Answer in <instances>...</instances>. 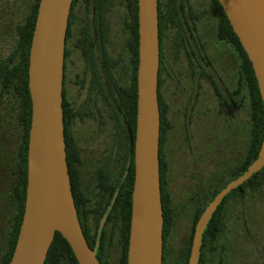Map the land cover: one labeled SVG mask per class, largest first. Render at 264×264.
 <instances>
[{"label":"trees","instance_id":"trees-1","mask_svg":"<svg viewBox=\"0 0 264 264\" xmlns=\"http://www.w3.org/2000/svg\"><path fill=\"white\" fill-rule=\"evenodd\" d=\"M77 0H73L71 16L67 31L70 37L75 24L73 11ZM86 1V21L81 28L78 47L85 58L88 73L91 74L88 102L96 97L107 103L111 118L115 122L113 149L109 161L99 167L88 186L83 173L84 161L81 151L70 132L73 121L80 111L70 107L64 100V126L68 171L75 204L80 222L92 249L97 250L100 264H109V251L113 244L112 229L120 231V264H128V248L132 219V194L135 181V140L138 107V68H139V0H127L128 37L124 58H112L105 49L110 33V4L112 0ZM83 1V3H84ZM214 9L212 23H216L215 40L222 45V58L232 64L235 72L236 88L219 89L215 78L209 75L208 67L213 68L210 55L199 42L189 37L190 22L186 11L189 0H159V36H160V72L159 103L161 112L160 136V172L162 203L164 211V251L163 264H168L170 255L169 238L175 225V212L167 182V163L165 148L169 121L167 104L163 95L164 63L168 36L175 33L173 44L183 49L189 59L191 73L203 76L210 81L221 103L228 109L239 112L248 110L250 136L245 147L244 156L223 168L222 175H214L215 185L202 196L197 193L193 198L195 211L192 231L181 251L182 263L188 264L195 226L202 213L215 196L231 181L241 176L257 158L264 138V103L261 97L256 74L240 39L233 30L219 0H205ZM40 0H32L30 13L15 26L16 46L13 53L0 61V264H10L20 227L23 221L28 185V150L32 121V100L29 90L30 49L36 24ZM88 15V16H87ZM175 29V30H174ZM167 39V40H166ZM69 54L66 53V57ZM127 67V81L122 82L117 71ZM246 96L238 102L235 96ZM220 103V104H221ZM84 108H82V111ZM121 163L115 173L113 163ZM127 173L126 179L122 181ZM121 186V187H120ZM264 186V168L246 181L242 186L227 195L213 215L203 237L202 255L199 264L212 263V257L218 239L225 225V206L234 197H245L249 191L261 190ZM119 189L109 217L98 238L101 219ZM96 199L92 205L91 198ZM45 264H79L70 244L57 232L48 252Z\"/></svg>","mask_w":264,"mask_h":264},{"label":"water","instance_id":"water-1","mask_svg":"<svg viewBox=\"0 0 264 264\" xmlns=\"http://www.w3.org/2000/svg\"><path fill=\"white\" fill-rule=\"evenodd\" d=\"M252 62L264 103V0H219ZM73 0H40L30 49L32 121L25 212L10 264H45L57 232L79 264H100L84 234L68 171L64 126L66 38ZM159 0H139L138 107L135 181L128 264H163L164 211L160 172ZM264 168V138L255 161L206 207L188 264H199L203 237L223 199ZM127 173L122 181L126 179ZM121 187V186H120ZM104 213L98 238L119 193Z\"/></svg>","mask_w":264,"mask_h":264},{"label":"rangeland","instance_id":"rangeland-1","mask_svg":"<svg viewBox=\"0 0 264 264\" xmlns=\"http://www.w3.org/2000/svg\"><path fill=\"white\" fill-rule=\"evenodd\" d=\"M32 0H0V61L6 59L17 44L15 26L30 13ZM189 33L193 27L202 38V48L210 55L213 68L209 75L215 78L219 89L234 90L235 72L232 64L222 56V45L214 37L212 17L214 10L205 0H189ZM86 15V13H85ZM88 16V15H87ZM217 21L214 23L216 27ZM121 26L110 20L108 54L116 58L122 53L124 35ZM175 30V29H174ZM76 32V28H75ZM77 36V35H76ZM76 36L69 43L71 54L67 61L64 100L80 111L70 132L84 161L85 181L91 182L95 171L111 158L115 122L103 99L88 102L91 74L88 73L82 51L74 46ZM166 65L163 95L167 104L169 130L165 148L167 182L175 212V225L169 238L168 264H183L181 251L192 231L197 193L203 196L215 185L214 175H222L223 168L242 159L250 136L248 110L228 109L221 103L213 85L203 76L191 73L187 53L166 42ZM127 67L116 73L127 81ZM246 96H235L243 102ZM221 103V104H220ZM82 108L84 110L82 111ZM235 161V162H234ZM115 173L121 163H113ZM96 199L91 198L92 205ZM113 244L109 251V264H120V231L112 229ZM207 264H264V186L249 191L245 197H232L225 206V225L218 239L212 263Z\"/></svg>","mask_w":264,"mask_h":264},{"label":"flooded vegetation","instance_id":"flooded-vegetation-1","mask_svg":"<svg viewBox=\"0 0 264 264\" xmlns=\"http://www.w3.org/2000/svg\"><path fill=\"white\" fill-rule=\"evenodd\" d=\"M84 0H77L75 5L76 8L73 11V19L76 21L75 24L72 27V31H71V35L69 38H66V53L69 52V54L66 57V53H65V75H64V86H65V80H66V68H67V61L69 59V56L71 54V51L69 49V43L71 42V40L76 36L75 42H74V46L77 47L78 49H80L78 47V42H79V38H80V34H81V28L83 23L86 21V1ZM212 7V6H211ZM214 10V9H213ZM110 18L112 19V21L117 22L120 26H121V30H120V36L124 35V41L122 43V53L120 55H118L116 58H124V56L126 57V53H125V47H126V43H127V37H128V29H127V21H126V13H127V0H112V3L110 4ZM71 16V15H70ZM212 30L214 31L215 34V28L214 27V23ZM211 24V25H212ZM75 28H76V32H75ZM194 30V34H195V38L197 39V41L201 42L202 38L200 35L197 34V30L195 27H193ZM111 33V32H110ZM109 33V34H110ZM174 36L175 33H171L168 36V42L170 44H173V40H174ZM189 37L191 38V34L189 35ZM167 40V39H166ZM208 55V53H207ZM168 71V67L166 65V62L164 63V74ZM160 72V70H159ZM164 74L162 76V78L164 79ZM164 84V81H163ZM162 90H163V86H162ZM98 250V249H97Z\"/></svg>","mask_w":264,"mask_h":264}]
</instances>
